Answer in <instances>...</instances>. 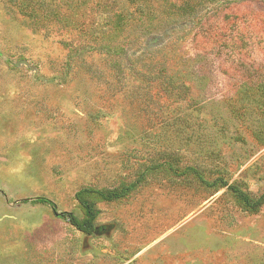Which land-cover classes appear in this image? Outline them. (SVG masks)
Instances as JSON below:
<instances>
[{
  "label": "rangeland",
  "instance_id": "obj_1",
  "mask_svg": "<svg viewBox=\"0 0 264 264\" xmlns=\"http://www.w3.org/2000/svg\"><path fill=\"white\" fill-rule=\"evenodd\" d=\"M136 4L0 0V264H264V204L198 175L264 194V98L225 95L189 15ZM132 182L83 193L90 234L58 215Z\"/></svg>",
  "mask_w": 264,
  "mask_h": 264
},
{
  "label": "trees",
  "instance_id": "obj_2",
  "mask_svg": "<svg viewBox=\"0 0 264 264\" xmlns=\"http://www.w3.org/2000/svg\"><path fill=\"white\" fill-rule=\"evenodd\" d=\"M205 1H209V3H205ZM246 1L250 3L248 5L241 4ZM133 2L137 3L136 9L141 16L150 17L151 14L158 11L164 17L169 16L174 19L185 18L186 15H189V18L193 17L186 19V22L190 20L196 25L191 37L192 46L207 59L217 60V71L222 75L224 82L232 86L225 95L231 99L233 91H235L237 95L242 94L249 98L252 97V99L264 98L263 0H183L179 4L165 0L160 5V10L150 8L139 0H133ZM129 15L123 10L120 18L121 20L129 19ZM212 61L205 62L204 65L211 66ZM166 68L160 69V76H168L165 73ZM234 87L236 90L233 89ZM230 105L234 113L242 115L240 111L244 108L239 107L237 103L234 105L230 103ZM198 175L206 184L228 186L236 198L250 209H258L264 204V194L254 197L240 186L229 183L224 178L209 181L199 172ZM136 184L137 182H132L121 189H83L78 197L84 207L85 217L80 219L73 212H59L58 215L66 218L78 229L90 234L95 228L94 220L97 212L95 203L83 198V193L94 191L105 199H113L124 195ZM43 201L46 200L43 199Z\"/></svg>",
  "mask_w": 264,
  "mask_h": 264
}]
</instances>
